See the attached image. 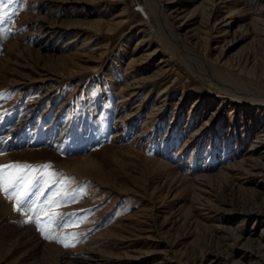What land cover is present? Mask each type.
<instances>
[{"label": "rangeland", "instance_id": "rangeland-1", "mask_svg": "<svg viewBox=\"0 0 264 264\" xmlns=\"http://www.w3.org/2000/svg\"><path fill=\"white\" fill-rule=\"evenodd\" d=\"M158 1L0 0V264H264V0Z\"/></svg>", "mask_w": 264, "mask_h": 264}, {"label": "snow or ice", "instance_id": "snow-or-ice-1", "mask_svg": "<svg viewBox=\"0 0 264 264\" xmlns=\"http://www.w3.org/2000/svg\"><path fill=\"white\" fill-rule=\"evenodd\" d=\"M7 2L12 3V0H7ZM22 3L26 4L27 0H22ZM6 6L5 4H0V12ZM0 20H2V16H0ZM41 167L46 169V171L41 176H34L32 173L36 171V168L31 165L18 162L0 165V193H3L5 198L14 201L15 211L25 212L26 215L33 212L36 206L31 202V197L44 195L39 188L33 192V188L44 176L51 178L53 173L47 171V169H50V165H42ZM52 182L55 183V181ZM48 183V180L44 181L45 185ZM46 203L49 205V208L43 211V215L48 220V223L44 227H40L41 213H37L35 216L28 215L27 222L32 223L35 221L38 230L42 234L47 231L49 235H45V239L55 240L66 248L74 246L72 243L65 242V239H61L56 234L57 232H62L64 227L71 226L67 220L63 219L64 214L52 210L53 207L58 209L61 205L55 202L54 197L48 199ZM74 223L72 222V224Z\"/></svg>", "mask_w": 264, "mask_h": 264}, {"label": "bare ground", "instance_id": "bare-ground-1", "mask_svg": "<svg viewBox=\"0 0 264 264\" xmlns=\"http://www.w3.org/2000/svg\"><path fill=\"white\" fill-rule=\"evenodd\" d=\"M158 4H160V6L162 5V4H164V0H159L158 1ZM170 35H172V33H173V31L171 30L170 32ZM173 36V35H172ZM258 103L259 104H261L262 106H264V98H261L259 101H258ZM115 136H118V135H115ZM45 137V136H44ZM13 136H11L10 137V135H7L5 138H3L1 141H0V150H4V149H6V148H9L11 145H20V144H22V141H18V139L17 140H15L14 142H13ZM30 141V140H29ZM34 143H48V141L47 140H45V138H43L42 136H37L36 137V139H34V140H32V141H30V142H27V144L26 143H24V144H26V145H30V144H34ZM3 144V145H2Z\"/></svg>", "mask_w": 264, "mask_h": 264}]
</instances>
